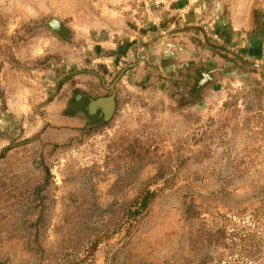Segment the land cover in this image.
<instances>
[{
    "label": "rangeland",
    "instance_id": "obj_1",
    "mask_svg": "<svg viewBox=\"0 0 264 264\" xmlns=\"http://www.w3.org/2000/svg\"><path fill=\"white\" fill-rule=\"evenodd\" d=\"M231 2L246 0H201L200 21L186 28L217 34L214 8L221 14ZM64 8V0H0V73L36 94L24 122L0 136V264H264L257 54L247 75L234 61L244 38L219 41L233 64L208 104L186 106L154 86L150 96L128 93L132 104L107 121L50 123L59 89L50 58L72 38L48 21L61 16L68 26ZM161 39L137 38L136 48L155 51Z\"/></svg>",
    "mask_w": 264,
    "mask_h": 264
},
{
    "label": "crops",
    "instance_id": "obj_2",
    "mask_svg": "<svg viewBox=\"0 0 264 264\" xmlns=\"http://www.w3.org/2000/svg\"><path fill=\"white\" fill-rule=\"evenodd\" d=\"M136 1L64 0L68 26L61 16L53 18L61 19L72 42L62 47L56 45L55 49L61 55L58 61L50 58L51 73L56 80V88H59L49 105L56 111L50 123H55V120L72 122L75 118L89 123L87 117L93 114L104 116L103 107H95L88 112L90 102L108 96L114 98L111 114L114 116L116 111L124 112L125 107L132 104L127 102L126 96L131 93L153 95L154 86H159L158 94L166 93L175 100L182 98L186 106L197 107L200 102L208 104L220 86L228 81V69L233 64L228 60L230 54L228 56L219 42L225 38H244L246 50L234 61L247 68V75L251 65L258 71L264 68V0L224 3L221 14L222 8L218 7L220 10L217 11L215 7L217 34L210 29L202 33L199 29L186 28L194 21H200L201 0ZM76 38L80 40L77 42ZM137 38L162 39L155 45V51L154 46L148 45L141 54V50L136 48ZM210 38L217 42H211ZM73 53L81 55V66H74ZM252 53L257 54L258 60L249 65ZM137 57L141 59L138 64ZM93 78L98 88L91 80ZM32 97H36L32 88L19 86L18 80L14 82L7 71H1L2 138H10L8 123L13 120L24 122L26 101ZM144 101L147 104L149 100L145 98ZM77 103L82 110L78 109ZM97 120L107 121L104 117Z\"/></svg>",
    "mask_w": 264,
    "mask_h": 264
},
{
    "label": "water",
    "instance_id": "obj_3",
    "mask_svg": "<svg viewBox=\"0 0 264 264\" xmlns=\"http://www.w3.org/2000/svg\"><path fill=\"white\" fill-rule=\"evenodd\" d=\"M48 26L61 38L68 39L69 33L67 28L56 18H51L48 21ZM114 98L108 96L92 100L89 104V110L92 111L95 107H103L104 118H109L114 109Z\"/></svg>",
    "mask_w": 264,
    "mask_h": 264
},
{
    "label": "flooded vegetation",
    "instance_id": "obj_4",
    "mask_svg": "<svg viewBox=\"0 0 264 264\" xmlns=\"http://www.w3.org/2000/svg\"><path fill=\"white\" fill-rule=\"evenodd\" d=\"M76 106L78 107V109H81V110H82V106H81L79 103H77ZM76 106H75V107H76ZM79 111H80V110H79ZM87 111H88V112H91V111L89 110V106L87 107ZM103 117H104V116L97 117L96 114H93V115L90 116V118L87 117V120H88L87 122H90V121H92V120L95 121V120H97L98 118L103 119ZM109 118H110V117H109ZM109 118H107V120H108ZM104 119H106V118H104ZM103 121H105V120H103ZM143 199H144V198H143Z\"/></svg>",
    "mask_w": 264,
    "mask_h": 264
},
{
    "label": "trees",
    "instance_id": "obj_5",
    "mask_svg": "<svg viewBox=\"0 0 264 264\" xmlns=\"http://www.w3.org/2000/svg\"><path fill=\"white\" fill-rule=\"evenodd\" d=\"M141 206L144 207L147 205V201L144 199L140 202Z\"/></svg>",
    "mask_w": 264,
    "mask_h": 264
}]
</instances>
